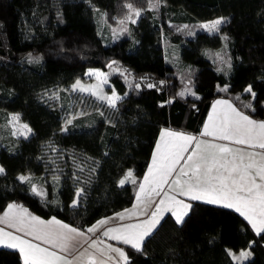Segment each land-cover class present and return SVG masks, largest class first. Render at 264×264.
<instances>
[{"label": "trees", "instance_id": "obj_1", "mask_svg": "<svg viewBox=\"0 0 264 264\" xmlns=\"http://www.w3.org/2000/svg\"><path fill=\"white\" fill-rule=\"evenodd\" d=\"M126 3L144 12L129 31L106 42L93 6L114 25L128 13ZM148 7L149 0H0V113L18 112L32 131L0 147V211L16 204L84 228L132 203L161 129L199 132L218 97L264 120V0H160ZM215 17L226 18L218 32L182 28ZM223 44L227 73L215 59ZM29 54L38 62H29ZM89 67L106 72L124 95L108 117L93 112L63 131V109L50 93ZM186 85L197 96L178 95ZM248 85L255 100L244 91ZM249 102L255 111L243 107ZM128 169L136 183L120 186ZM20 174L31 182L20 181ZM49 174L55 181L46 179ZM33 184L42 195L32 192ZM78 189L83 192L73 207ZM190 203L195 211L182 226L171 213L163 215L144 254L122 245L131 264H237L226 250L250 242L252 255L241 264H264V234L257 236L239 213ZM0 264L23 261L16 249L0 246Z\"/></svg>", "mask_w": 264, "mask_h": 264}, {"label": "snow or ice", "instance_id": "obj_2", "mask_svg": "<svg viewBox=\"0 0 264 264\" xmlns=\"http://www.w3.org/2000/svg\"><path fill=\"white\" fill-rule=\"evenodd\" d=\"M159 2L160 0H149V5L155 7ZM124 6L128 9L125 19L135 23L133 15L139 17L143 9L136 8L132 3H126ZM225 22L226 18L220 17L200 27L210 32H218L220 25ZM119 23L123 24L124 20H120ZM223 39L227 40L228 38L225 36ZM38 60L39 58H33L29 54V62L34 63ZM114 63L116 62L113 61ZM93 74L98 79L103 75L97 70H89L86 73L89 76ZM135 87L139 88L140 85L136 84ZM147 87L153 88L156 85L148 84ZM77 89L81 92L90 91L92 95H97L91 89H85L80 80H76L72 85L73 91ZM244 91L250 94L253 100L256 99L252 85H248ZM178 95L183 96L184 93L180 92ZM98 99L107 101L108 106L115 109L117 101H120L122 97L113 90L111 96L100 95ZM236 99L239 101L240 97L238 96ZM217 105L225 107L218 110ZM243 107L255 111L251 102L244 104ZM12 120L18 121L19 115H14ZM66 123L70 124L71 120ZM22 128L26 132H31L27 124L22 125ZM62 130L67 131V128ZM201 135L230 140L236 144L264 150V120L253 119L227 100H217L213 104L212 112ZM193 144L192 151L185 158L182 154L188 152L189 147ZM255 156V153L233 150L226 145L198 141L190 134L162 129L153 153L152 164L139 184L136 193L137 203L133 205L132 209L116 213L114 218L124 220L126 217L130 219L143 214L141 205L143 208H148L155 204L154 211L147 221L125 224L118 228H107L102 232V235L129 246L137 253L144 254L145 241L158 230L164 219L163 213H171L175 223L180 226L184 225L190 215L194 213L193 204L184 199H178L177 196H180L186 197L188 201H203L210 205L218 204L224 208H233L248 221L256 235L261 236L264 234V153L260 154L259 161L255 159ZM181 160H184L185 163L179 168V176L171 181L170 191H174L176 195H169L167 191H164L163 186L169 184V178L177 171L176 166ZM4 171V168L0 167V174H3ZM181 177L186 179L182 182ZM77 179L79 178L77 177ZM19 180L31 182V178L25 176H20ZM128 181L136 183L131 170L126 173L124 179L119 181V185L123 186ZM31 190L36 195H42L34 184ZM82 192L83 189L77 190V199L73 200V207L77 206ZM162 192L164 193L163 197L159 202H155L152 197L161 196ZM18 208L20 211H17ZM137 209L141 210L138 212ZM109 219L112 218H103L91 227L81 230L57 220L55 217L48 221L42 220L27 213V209H23L22 206L9 204L4 215L0 217V222L16 227L18 231H24L26 235H31L58 251H51L49 248L41 247L40 244H34L29 240L7 233L3 229H0V244L18 249L23 257V264H75V261L83 257L88 250L85 249L80 253V257L75 256L74 253L89 240H91L89 248L99 250L98 241L91 239L88 234H95L99 228L108 224ZM252 243L254 242L249 243V249H251ZM107 250L115 254V256L110 255L108 260L114 259L116 264H121V262L131 264L130 257L123 248L107 245ZM226 252L234 261L247 260L252 255L250 250H240L238 255L231 249ZM69 255L72 256V259H68ZM87 264H107V261L100 260L89 253Z\"/></svg>", "mask_w": 264, "mask_h": 264}, {"label": "rangeland", "instance_id": "obj_3", "mask_svg": "<svg viewBox=\"0 0 264 264\" xmlns=\"http://www.w3.org/2000/svg\"><path fill=\"white\" fill-rule=\"evenodd\" d=\"M157 6V5H156ZM155 6V7H156ZM95 10V16L97 20V26H98V31L100 36L102 37L103 40L106 42H112L116 38L120 37L125 31H129L130 24L132 23L131 20H126L125 17L122 19L124 20L123 24H120L119 22L114 24V25H109L105 22L104 17H103V12L98 9L97 7L93 6ZM148 8H154V7H149ZM140 9V8H139ZM144 10L142 11V13ZM141 13V14H142ZM127 15V14H126ZM139 17H136L133 15V19L137 21ZM217 18L220 17H215L211 20H203V21H198L194 25H187L188 27L185 28V24H183L182 28L186 30L188 33H192L196 30H204L209 33H215V32H210L202 27H200L203 24H206L210 21H213ZM171 52H172V57L173 59H178V51L177 47L175 45L171 46ZM215 59H216V65L219 70H222L224 72H228L229 70V57L226 52V45L223 44L221 47L217 48L215 50ZM89 70H97L103 75L98 79L95 74L89 76L86 75V73L89 72ZM76 80H80L82 86L85 89H91L92 91L96 92L97 95H92L90 91H84L81 92L79 89L76 91L72 90V85L75 83ZM101 81H106V82H101ZM113 90L115 89L112 87L108 75L106 72L99 68H94V67H89L85 70L83 75L81 77H77L74 79V81L66 86H60L54 90L51 91V97L56 101L59 107L63 109V128H68L69 125L73 124L74 119L79 118V117H84L87 115H90L93 112H98V113H103L104 116L108 117V115L113 113L114 108H111L108 106L107 101H103L98 99V96L100 95H107L111 96ZM180 92H183L184 95H194L197 96V93L194 92L193 88L191 86H184ZM115 93L119 96H123L124 94H119L118 92L115 91ZM19 113L18 112H9V113H0V147L8 144L11 142V137H27L29 136L28 133L26 132L23 128L22 125L26 124L23 122L20 118L18 121L12 120V117ZM68 120H71L70 124H67L66 122ZM30 128V127H29ZM171 129V128H169ZM181 131V130H180ZM15 133V134H13ZM181 133H186L187 132H181ZM55 151V150H53ZM191 152V151H190ZM189 152V154H190ZM187 157V156H186ZM185 163L183 160L181 163V166ZM54 165V162L52 163V166ZM180 166V167H181ZM179 167V168H180ZM179 168L177 174L172 178V180L176 179L179 176ZM54 170V169H53ZM131 170V169H129ZM126 170L124 173V176L121 179L125 178L126 173L129 171ZM55 171V170H54ZM50 176H47V180H52L55 181L57 178L56 176H53L52 174H49ZM20 176H25L29 177L27 175L20 174ZM186 179L184 177H181V181ZM74 199H77L76 194ZM73 199V200H74ZM72 200V204H73ZM190 202V201H186ZM165 214V213H164ZM163 214V215H164Z\"/></svg>", "mask_w": 264, "mask_h": 264}, {"label": "crops", "instance_id": "obj_4", "mask_svg": "<svg viewBox=\"0 0 264 264\" xmlns=\"http://www.w3.org/2000/svg\"><path fill=\"white\" fill-rule=\"evenodd\" d=\"M217 100H227V101H229L230 103H232V102H231L229 99H227V98H223V97H218V98H216V99L212 102V104H211V106H210V108H209V110H208V112H207V115H206V117H205V120H204V122H203L202 128H201V130H200L199 132H197V133H193V132H187V131L173 130V129H169V128H163V129H169V130H172V131H175V132H187V134L192 135V136L195 137L196 140H198V141H206V142L213 143V144L226 145V146L232 148L233 150H237V149H238V150H240V151H242V152H244V153H255V154H256L255 159H256L257 161H259V159H260V154L264 153V150L259 149L258 147H257V148H251V147H249L248 145L236 144V143H234L233 141H230V140H220V139H218V138H213V137H211V136H202V135H201V132L203 131L205 124L208 122V117H209L210 113L212 112L213 104H214ZM232 104H233V103H232ZM233 105H234V104H233ZM234 106H235V105H234ZM224 107H225V106H223V105H217V109H218V110H220V109H222V108H224ZM245 114H246V113H245ZM253 119H254V118H253ZM255 120H257V119H255ZM30 129H31V128H30ZM161 130H162V129H161ZM31 132H32V131H31ZM31 132H29L28 135H30ZM160 132H161V131H160ZM159 137H160V133H159V135H158V137H157V140H156V142H155V146H154V148H153V152H152V156H151L150 162H149V164H148L146 170L143 172V174L141 175V177H140V179H139V181H138V183H137L136 192H135V198H134V200L132 201V203H131L129 206H127V207H125V208H123V209H121V210H118V211H116V212H113V213H111V214H109V215L102 216V217L98 218L96 221H94L92 224H90V225H88V226H85L84 228H78V227H76V226H74V225H71V224H69V223H67V222H65V221H63V220H61V219H59V218H57V217H55V216H49V217L43 218V217H40V216H37V215L31 214V213H29L28 211H27V213L31 214L32 216L39 217L40 219L45 220V221L51 220L53 217H55L57 220H60V221H62V222H64V223H67V224H69V225H71V226H73V227H76V228H78V229H81V230H85V229H87L88 227H91L93 224H95L97 221H99V220H101V219H103V218H106V217H107V218H112V219H109L108 224H106V225L103 226L102 228H99L98 231H97L95 234H88V235L91 237V239H95V240L98 241V246H97V247H98L99 250H97V249H93V248H89V244L91 243V240H89L87 243H84L83 246L80 247L79 250H78L76 253H74V255L77 256V257H80V253L84 252L85 249L88 250V251L85 253V255H84L83 257H80L79 260L75 261V264H87V261H88V254H89V253L93 254V255L96 256V257H98L100 260L107 261V264H116V261H115L114 259H113V260H108V257H109L110 255H111V256H115V254H114V253H110V252L107 250V245H113V246H115V247H120V248H122V245H123V244L120 243V242H118V241H115V240L109 239L108 237L103 236V235H102V232L105 231L107 228H118V227H121L122 225H125V224H135V223H140V222H143V221H147V220L150 218V214H151L152 211H154V209H155V204H153L151 207H148V208H143V205H141V209H143V214H140V215H137V216H133V217L130 218V219L126 217L124 220H119L118 218H114V217H115V214H116V213L123 212L125 209H132V208H133V205L137 203V200H136V193H137V191H138V189H139V184L143 181V178H144L145 174L147 173L149 166L152 164L153 153H154V150H155V148H156V144H157V142H158V140H159ZM24 138H25V137H24ZM192 147H194V144H193L192 146L189 147L188 152H185V153L182 154L185 158H186L187 155H189V152L192 151ZM182 161H183V160L179 161V163H178L177 166H176V167H177V171L174 172V173L172 174V176L169 178V184H166V185L163 186V187H164V191H167V192L169 193V195H176V193H175L174 191H170V189H171V187H172V185H171V181H172V178H174V176L177 174V172H178V168L181 166ZM246 162H247V157H246ZM0 167H2V166L0 165ZM128 170H129V169H128ZM123 176H124V175H123ZM121 178H122V177H121ZM121 178H120V180H121ZM184 178H185V177H184ZM18 179H19V176H18ZM120 180H119V181H120ZM128 182H130V181H128ZM163 194H164V193L162 192V193H161V196H153L152 199H153L155 202H159V200L163 197ZM177 198H178V199H184L185 201H187V198H186V197H180V196H177ZM8 205H9V204H8ZM8 205H7V206H8ZM216 205H218V204H216ZM7 206H6L3 210L0 211V217H2V216L4 215V212L7 210ZM220 206H221V205H220ZM22 208H23V207H22ZM23 209H25V208H23ZM141 209H137V211L139 212ZM231 209H233V208H231ZM233 210L235 211V209H233ZM17 211H20V209L18 208ZM237 213H238V212H237ZM163 214H164V213H163ZM163 214H162V215H163ZM242 217H243V216H242ZM243 218H244V217H243ZM244 219H245V218H244ZM246 221H247V220H246ZM247 222H248V221H247ZM0 229H3L5 232H7V233H11V234L14 235V236H19V237H21V238H23V239L29 240V241H31V242L34 243V244H40L41 247L49 248V250H51V251H58V249H54V248H52L51 245L46 244V243H43L42 241L35 239V238H34L33 236H31V235H26L24 231H18L16 227L9 226V225L6 224V223H2V222H0ZM263 245H264V242H263ZM0 246H5V244H0ZM5 247H7V246H5ZM14 249H15V248H14ZM16 250L19 252L18 249H16ZM240 250H249V249H248V248H243V249H240ZM240 250H239V251H240ZM239 251H237V252H235V253L238 255V254H239ZM102 253H103V254H102ZM19 254H20L21 259H22V261H23V257H22V255H21L20 252H19ZM68 259H72V256L69 255V256H68ZM231 259H232V258H231ZM232 261H233L234 263L241 264V263H243V262L246 261V260H242V261H234V260L232 259ZM121 264H123V262H121Z\"/></svg>", "mask_w": 264, "mask_h": 264}]
</instances>
